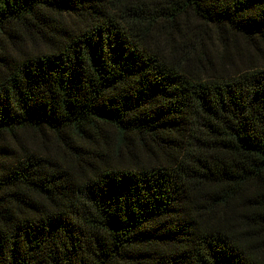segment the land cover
Returning <instances> with one entry per match:
<instances>
[{
  "label": "trees",
  "instance_id": "1",
  "mask_svg": "<svg viewBox=\"0 0 264 264\" xmlns=\"http://www.w3.org/2000/svg\"><path fill=\"white\" fill-rule=\"evenodd\" d=\"M0 264H264V0H0Z\"/></svg>",
  "mask_w": 264,
  "mask_h": 264
}]
</instances>
